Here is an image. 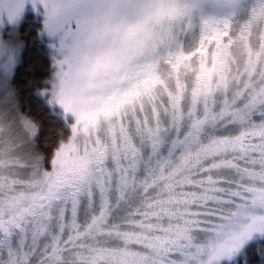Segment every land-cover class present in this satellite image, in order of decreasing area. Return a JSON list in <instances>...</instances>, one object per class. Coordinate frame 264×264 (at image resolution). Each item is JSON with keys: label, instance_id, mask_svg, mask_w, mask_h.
<instances>
[{"label": "snow or ice", "instance_id": "obj_1", "mask_svg": "<svg viewBox=\"0 0 264 264\" xmlns=\"http://www.w3.org/2000/svg\"><path fill=\"white\" fill-rule=\"evenodd\" d=\"M0 264H264V0H0Z\"/></svg>", "mask_w": 264, "mask_h": 264}]
</instances>
